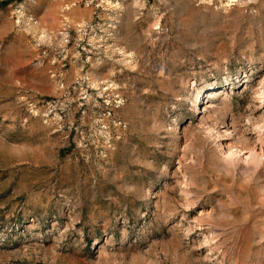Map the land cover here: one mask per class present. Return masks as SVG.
<instances>
[{"label":"rangeland","instance_id":"rangeland-1","mask_svg":"<svg viewBox=\"0 0 264 264\" xmlns=\"http://www.w3.org/2000/svg\"><path fill=\"white\" fill-rule=\"evenodd\" d=\"M62 1L0 0V264H264V0Z\"/></svg>","mask_w":264,"mask_h":264},{"label":"crops","instance_id":"crops-1","mask_svg":"<svg viewBox=\"0 0 264 264\" xmlns=\"http://www.w3.org/2000/svg\"><path fill=\"white\" fill-rule=\"evenodd\" d=\"M61 2H64V1H62V0H59V2H57V3H53V5L55 6H57V5H59V4H61ZM43 10H45V13H44V15L43 16H41V17H39V20L40 21H43L44 23L46 22L45 21V15H47V13H48V9H47V7H45V8H43ZM57 13V11L54 9V11H52V14L53 15H55ZM71 15V18L75 21V22H80V21H86V20H88L89 19V17H90V10H88V9H86V8H82V9H73L72 11H71V13H70Z\"/></svg>","mask_w":264,"mask_h":264},{"label":"built area","instance_id":"built-area-1","mask_svg":"<svg viewBox=\"0 0 264 264\" xmlns=\"http://www.w3.org/2000/svg\"><path fill=\"white\" fill-rule=\"evenodd\" d=\"M78 2L84 4L85 6H90L93 0H77Z\"/></svg>","mask_w":264,"mask_h":264},{"label":"trees","instance_id":"trees-1","mask_svg":"<svg viewBox=\"0 0 264 264\" xmlns=\"http://www.w3.org/2000/svg\"><path fill=\"white\" fill-rule=\"evenodd\" d=\"M22 1V0H21Z\"/></svg>","mask_w":264,"mask_h":264}]
</instances>
